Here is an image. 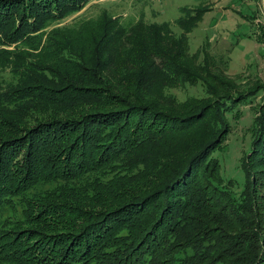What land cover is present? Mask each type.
<instances>
[{
	"label": "trees",
	"instance_id": "16d2710c",
	"mask_svg": "<svg viewBox=\"0 0 264 264\" xmlns=\"http://www.w3.org/2000/svg\"><path fill=\"white\" fill-rule=\"evenodd\" d=\"M91 1L0 0V211L43 186L39 202L72 204L36 215L46 259L0 245V264H264V83L190 53L205 6L176 34L81 15ZM186 85L202 95L179 99ZM253 101L244 176L226 179L213 153Z\"/></svg>",
	"mask_w": 264,
	"mask_h": 264
},
{
	"label": "rangeland",
	"instance_id": "374dc122",
	"mask_svg": "<svg viewBox=\"0 0 264 264\" xmlns=\"http://www.w3.org/2000/svg\"><path fill=\"white\" fill-rule=\"evenodd\" d=\"M89 4L80 11L81 15L94 16L104 8L123 23L130 24L138 17L149 22H168L176 34L182 33L177 19L183 16V9L205 6L208 9L201 13L187 34L190 53H203L205 50L211 55L222 56L227 60L228 74L247 84L264 83V42L257 40L264 31L263 0H93ZM175 92L179 99H183L186 94L202 95L201 86L198 85H186V89H175ZM259 101L260 98H257L256 102ZM254 107V101L241 106L242 114L238 121L230 117L232 130L226 138L227 145L213 153L220 161V170L226 179L240 182L244 176L239 167V155L242 145L249 139L246 130L252 123ZM55 185L59 189L60 185ZM48 188L43 186L30 192V202L26 200L28 209L24 213L19 206H7L0 211V245L6 257L26 255L34 259L47 258V251H40L42 244H36V239L50 231L36 222V215L45 210L43 204L51 203L54 207L72 205L68 200L39 202V195L34 198L36 192ZM80 208L86 210L82 206ZM94 208L99 207L95 205ZM90 209L87 208L86 212H90Z\"/></svg>",
	"mask_w": 264,
	"mask_h": 264
},
{
	"label": "built area",
	"instance_id": "2783aa9c",
	"mask_svg": "<svg viewBox=\"0 0 264 264\" xmlns=\"http://www.w3.org/2000/svg\"><path fill=\"white\" fill-rule=\"evenodd\" d=\"M263 7H264V0H263Z\"/></svg>",
	"mask_w": 264,
	"mask_h": 264
},
{
	"label": "crops",
	"instance_id": "0c3cea01",
	"mask_svg": "<svg viewBox=\"0 0 264 264\" xmlns=\"http://www.w3.org/2000/svg\"><path fill=\"white\" fill-rule=\"evenodd\" d=\"M255 21L258 22L259 20H256V19H255Z\"/></svg>",
	"mask_w": 264,
	"mask_h": 264
}]
</instances>
